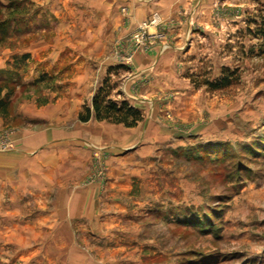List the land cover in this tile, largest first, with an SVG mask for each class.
<instances>
[{
	"label": "rangeland",
	"instance_id": "obj_1",
	"mask_svg": "<svg viewBox=\"0 0 264 264\" xmlns=\"http://www.w3.org/2000/svg\"><path fill=\"white\" fill-rule=\"evenodd\" d=\"M108 1L0 0V155L73 95L86 150L29 190L0 172V264H264V0ZM223 66L225 89L188 77ZM105 78L142 109L133 130L78 122Z\"/></svg>",
	"mask_w": 264,
	"mask_h": 264
},
{
	"label": "crops",
	"instance_id": "obj_2",
	"mask_svg": "<svg viewBox=\"0 0 264 264\" xmlns=\"http://www.w3.org/2000/svg\"><path fill=\"white\" fill-rule=\"evenodd\" d=\"M168 1H171L172 3L174 2V3L186 5L191 0H168ZM206 1L207 0L201 1V5H200L201 8L204 7L205 4H207ZM161 2H163V0H160V3ZM108 4H109L108 10L109 12H111L112 0H109ZM184 7L187 8V6ZM130 105L140 110L143 115L141 108H139L137 105L132 103H130ZM54 108L56 109L52 113L46 112L44 110L43 111L35 110L36 114H34V116L31 115L30 117L40 121L43 120L46 124V127L41 128L39 130H31V129L21 130L18 135L19 138L17 137L19 145L16 148V150H14V152L11 153L0 155V172L16 173V178H14L13 183H11L13 186L12 190H29L32 185H30L31 182L29 183V185H26V183H28V179L31 180L32 178L33 179L38 178L43 169L47 170L50 167H52V169H59L60 165H62V169H64L65 166L64 164L66 161H68L66 155L69 154V153H65L66 148H69L72 154H76L78 156H81L82 154L84 155L86 154L84 144L82 143L85 140L80 138V136L84 137L82 135V129L84 128L82 126H79V128L77 129L75 128V130L72 131H68L65 128L66 120L64 117L66 116V114L72 111L77 112V110H79L80 99L73 95L72 103L57 102ZM23 115H28V114H23ZM78 122L81 125L89 124V122L91 123V121H87L84 123L80 121ZM134 128H130V129L133 130ZM122 129L123 128H121L120 131L121 143L126 141L128 135V132L123 133ZM93 140H95L97 143L96 138ZM88 141H92V140L88 139ZM72 142H79V144L82 145L75 143L73 144ZM31 152H32V156L30 155ZM73 165H75V163ZM31 172L35 173L34 175L35 177L30 176ZM22 182H24L23 184L25 186L24 188L21 189L19 187L20 184H22Z\"/></svg>",
	"mask_w": 264,
	"mask_h": 264
},
{
	"label": "trees",
	"instance_id": "obj_3",
	"mask_svg": "<svg viewBox=\"0 0 264 264\" xmlns=\"http://www.w3.org/2000/svg\"><path fill=\"white\" fill-rule=\"evenodd\" d=\"M8 3L20 2L24 0H2ZM255 31L253 36L261 39V46L264 47V17H259V22L255 23ZM4 37V29L0 25V43ZM111 71V69L109 70ZM237 68L231 69L226 66L221 67L219 77L208 80L202 79L201 82H196L188 76L190 81L195 86H205L210 91L221 90L228 88L236 83L238 74ZM111 86L108 79H104L100 86L93 93L90 106L84 104L77 115L78 121L84 123L90 119L96 121H107L113 124L122 125L125 128H134L143 120V115L140 110L134 108L126 100L116 101L110 98ZM9 99L0 98V116L6 115Z\"/></svg>",
	"mask_w": 264,
	"mask_h": 264
},
{
	"label": "built area",
	"instance_id": "obj_4",
	"mask_svg": "<svg viewBox=\"0 0 264 264\" xmlns=\"http://www.w3.org/2000/svg\"><path fill=\"white\" fill-rule=\"evenodd\" d=\"M152 23H153V21H152Z\"/></svg>",
	"mask_w": 264,
	"mask_h": 264
}]
</instances>
